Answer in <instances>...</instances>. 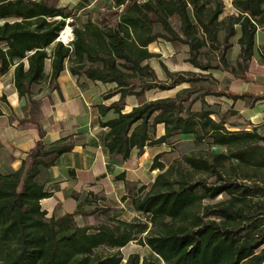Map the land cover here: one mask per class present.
I'll use <instances>...</instances> for the list:
<instances>
[{"label":"trees","instance_id":"obj_1","mask_svg":"<svg viewBox=\"0 0 264 264\" xmlns=\"http://www.w3.org/2000/svg\"><path fill=\"white\" fill-rule=\"evenodd\" d=\"M115 1L121 5L126 0ZM209 2L127 1L115 26L87 19L74 25L73 38L63 43L56 38L63 32L66 18H80L67 4L0 0V74L13 67L14 88L31 110L38 104L32 87L48 78L52 89L67 65L77 79L83 76L114 84L102 98L118 94V99L95 107L99 116L108 111L114 114L100 124L107 130L102 138L104 148L115 163L127 161L133 149L141 154L148 145L170 146L174 136L191 135L196 141L225 149L209 157L186 155L177 165H166L160 158L166 152L157 153L150 169L160 170L158 175L121 197L144 221L121 218L119 208L109 216V208L100 211L109 222L80 226L75 223L79 213L47 217L39 204L49 196L39 181L41 170L54 165L72 146L63 138L46 144L40 124L31 120L39 140L18 169L0 170V264H264V177L260 176L264 174V133L258 127L228 130L224 120L211 117L204 100L201 103L206 107L192 110L189 94L193 89L189 87L123 111L129 95L142 96L155 88L169 90L199 78L189 71L166 70L167 81H156L155 71L144 60L151 57L147 45L157 36L187 43V59L196 68L211 67L208 59H201V47L206 46L207 53L216 51L223 68H229L234 78L249 79L245 72L254 53L255 32L264 26V0H231L235 12L223 17L219 16L223 0ZM173 14L178 17L179 32L169 22ZM154 21L164 32L153 30ZM220 29L222 40L218 39ZM236 34L239 50L231 66L225 56L233 44L230 37ZM46 59H50L47 74ZM158 124L164 128L160 136H156ZM202 173L214 180L197 177ZM116 177L124 179V174ZM219 195L223 198L210 202ZM132 240L148 246L156 261L140 262L137 253L123 261L120 248ZM104 248L109 251L98 252Z\"/></svg>","mask_w":264,"mask_h":264},{"label":"crops","instance_id":"obj_2","mask_svg":"<svg viewBox=\"0 0 264 264\" xmlns=\"http://www.w3.org/2000/svg\"><path fill=\"white\" fill-rule=\"evenodd\" d=\"M224 5L228 9L227 13L235 12L231 0H227L226 4L224 2ZM237 36L234 35L235 38ZM254 37V53L248 61L246 72L249 79H229L226 88L223 82L226 68H223V76L218 81L220 86H217L223 94H215L214 91L219 89H214L210 90L213 93L204 97L209 106L214 103L232 105L231 117L237 116L246 121V127L242 129L264 124V26L257 28ZM232 48L237 54L238 43L234 42ZM12 70L13 67H10L0 74V170L8 172L18 169L39 140L36 124L31 120H37L40 124L46 144L63 138L65 144L72 146L69 152L58 156L54 165L42 169L39 175L43 189L49 192V196L39 202L47 217L83 212L88 202L100 192L107 198L105 200L110 207L123 206L121 197L134 190L132 186H125V182H133L134 187H138L153 181V175L145 179L142 164L150 158V169L157 153L168 152L165 144L145 146L141 154L133 149L128 160L122 163L110 159L104 148L102 138L107 130L100 121L111 119L114 114L108 111L104 116H99L95 106L98 103L108 106L118 99V94L105 100L102 98L105 90L114 87V84L111 83L110 87L109 83L93 82L83 76L77 79L66 65L52 89L48 87V78L39 81L35 93L32 89L33 99L38 104L31 110L27 100L20 98L14 88ZM49 71L50 59H46L44 73ZM230 93L240 97H231ZM125 101H128L127 98ZM125 104L124 108L128 103ZM214 115L211 114L213 119ZM24 119L27 121L21 124L20 121ZM224 125L227 126L226 123ZM158 127L162 128L161 133ZM156 129V136L164 133L162 124H158ZM227 129L241 128L229 125ZM119 174H124V179L117 178Z\"/></svg>","mask_w":264,"mask_h":264},{"label":"rangeland","instance_id":"obj_3","mask_svg":"<svg viewBox=\"0 0 264 264\" xmlns=\"http://www.w3.org/2000/svg\"><path fill=\"white\" fill-rule=\"evenodd\" d=\"M59 4L64 5L67 4L69 8L73 12H76L79 14L80 17L79 20H72V17L66 18V27H69L70 31V38L68 41H70L74 34L72 27L74 25H79L80 22L85 21L87 19L97 20V22L101 26H115L116 22L118 20V16L120 12L123 10L126 2H131L134 0H126L121 5H116L115 0H84L78 1V0H57ZM136 1H143V0H136ZM226 4L227 0H223V4ZM209 5L213 4V0H210L208 3ZM84 5V6H83ZM225 6V5H224ZM228 12V9L226 7H223V12L219 15L220 17L225 16V14ZM151 16H154L152 13ZM170 24L174 27V29L179 32V20L176 14L170 15L168 17ZM153 30L156 32H164L162 26L158 21H154L152 23ZM65 28L63 32L65 31ZM61 32V31H60ZM59 35L61 36L63 32H61ZM58 35V36H59ZM223 30L220 29L218 32V39L222 40ZM72 36V37H71ZM232 43L236 42V38L234 36L230 37ZM62 40V39H61ZM62 40V42H68ZM232 44V45H233ZM147 49L152 53L151 57L144 60L152 70L155 71V79L159 82H166L167 81V75L166 70L171 71H189V73H192L194 77H199L196 81L192 82H184V84L175 86L174 88H169V90H160L158 88H155L153 90L146 91L144 95L137 96V95H129L127 96V100L125 101L128 103L126 108L124 110L134 106L139 105L141 102L144 101H151L155 100V98L159 97H170L174 96L178 91L184 89L185 87H189L193 89V92L189 94V101L193 100L191 109L192 110H199L200 107L204 106L201 103L202 100L205 101V92L206 91H213L214 89H219L218 87L220 84L218 83L220 77L223 76V66L222 62L219 61L216 51H212V53H207V47H201V59L203 62L209 60V63L211 67L208 69H201L194 67L189 61H188V45L185 42H181L178 40H166L162 36H157L155 39H153V42L149 43L147 45ZM238 54V53H237ZM237 54L233 51L232 46L229 47L226 51V62L228 64L235 65V61L237 59ZM224 75L223 82L226 84V88L229 86V79H233L234 75L230 72L229 68L226 69ZM247 72V70H246ZM245 72V74H246ZM247 75V74H246ZM243 79V78H242ZM217 83H216V82ZM113 84V83H112ZM110 85V87L112 86ZM218 84V85H217ZM218 86V87H217ZM113 88V87H112ZM110 89L105 90L104 93H107ZM34 93L37 90V85H34L32 87ZM218 91H221L219 89ZM186 103V102H185ZM207 104V103H206ZM232 105L228 104H213L211 106L208 105V109L210 108V111L215 114L216 120H224L227 126L234 125L238 126L239 128H244L246 125V121L240 120L237 116L231 117L233 111L231 108ZM226 109V110H223ZM36 118V116H35ZM246 127V126H245ZM252 128L251 126L249 127ZM158 132H162V128L158 127ZM258 131H261L264 133V124H261L258 126ZM169 142L171 145L165 144L164 147L168 148V152L165 153L164 156L160 157L166 165H169L170 163L174 162L176 164L178 161H181L183 159V156L186 155H195V156H205L209 157L211 153L216 152H224L225 149L220 146H212L205 140L196 141L194 140L193 136L186 135V136H174L172 137ZM150 158L146 159V161L142 164V173L145 177V179L150 178V176H157L160 170L154 169V171L150 172L149 169V162ZM176 161V162H175ZM177 165V164H176ZM205 177L207 181H213L214 177H208L206 174L198 175L197 177ZM261 177H264L263 175H260ZM257 177V178H260ZM135 184L133 182L128 183L129 186H134ZM95 198L91 199V202H88V206H86V209L83 212H79V214L75 215V223L77 225L83 226V225H92L96 226L100 224L101 222H109V219L107 216L100 213L102 209H109V216H113L117 214L115 211V208H119L122 210L121 218L127 219V220H145L144 217H142L140 214H137L127 207V205L124 203L123 206L120 207H110L109 203L105 200V196H103V193L100 192L99 194H96L94 196ZM223 196L219 195L216 199L210 201L214 202L218 199H222ZM205 202H209L206 201ZM98 210L95 213H89L91 210ZM107 249H99L98 252H108ZM120 253L123 256V261L129 256L131 253H137L139 257V261L141 262L142 259H148V260H155L156 256L150 251V248L148 246H143L139 244L137 241L132 240L130 243L125 245L124 247L120 248Z\"/></svg>","mask_w":264,"mask_h":264},{"label":"bare ground","instance_id":"obj_4","mask_svg":"<svg viewBox=\"0 0 264 264\" xmlns=\"http://www.w3.org/2000/svg\"><path fill=\"white\" fill-rule=\"evenodd\" d=\"M69 38H70V29H69V27H66L65 31L62 33V35L59 37V39H62L65 41V40H68Z\"/></svg>","mask_w":264,"mask_h":264},{"label":"built area","instance_id":"obj_5","mask_svg":"<svg viewBox=\"0 0 264 264\" xmlns=\"http://www.w3.org/2000/svg\"><path fill=\"white\" fill-rule=\"evenodd\" d=\"M71 31V30H70ZM61 40V39H60ZM69 40V39H68ZM68 40H65V41H68ZM62 41V40H61ZM64 43V42H63Z\"/></svg>","mask_w":264,"mask_h":264},{"label":"water","instance_id":"obj_6","mask_svg":"<svg viewBox=\"0 0 264 264\" xmlns=\"http://www.w3.org/2000/svg\"><path fill=\"white\" fill-rule=\"evenodd\" d=\"M60 36V35H59ZM59 36L56 39H59ZM60 40V39H59Z\"/></svg>","mask_w":264,"mask_h":264}]
</instances>
